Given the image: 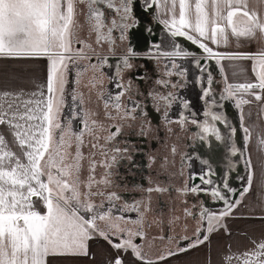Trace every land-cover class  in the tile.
<instances>
[{"label":"snow or ice","instance_id":"obj_1","mask_svg":"<svg viewBox=\"0 0 264 264\" xmlns=\"http://www.w3.org/2000/svg\"><path fill=\"white\" fill-rule=\"evenodd\" d=\"M232 38L264 41V0H0V59L47 61L45 79L30 89L0 82V264L88 257L95 239L111 250L105 264H166L210 244L214 233L231 237L226 221L254 179L245 106L255 102L264 114V47L231 51ZM224 61L251 62V77L241 67L233 77L243 79L230 81ZM191 85L199 88V112L184 95ZM189 126L197 129L190 139L225 146L224 168L195 157L204 167L174 190L183 198V217L196 227L191 235L187 224L184 235H168L162 216L151 223L147 216L151 194L172 186L151 175L144 176L147 187L128 178L153 168L150 145L161 129L180 140ZM257 143L264 150V134ZM169 151L172 159L165 156L161 168L179 155L183 178L194 157L176 143ZM241 159L247 175L235 177L243 182L237 188L232 180ZM136 192L140 198L125 195ZM180 220L169 217L168 231ZM153 224L161 234L149 240ZM242 237V246H223L219 264H264V232ZM157 239L167 243L153 255Z\"/></svg>","mask_w":264,"mask_h":264},{"label":"crops","instance_id":"obj_2","mask_svg":"<svg viewBox=\"0 0 264 264\" xmlns=\"http://www.w3.org/2000/svg\"><path fill=\"white\" fill-rule=\"evenodd\" d=\"M190 46H192L190 44ZM189 46V47H190ZM264 47V41L261 40H245L241 39L237 41L232 38L228 46L231 51L242 52H255L258 49ZM194 51H198L195 46L190 47ZM225 73L229 80H242V75L233 77V72L239 73L242 67L246 70V73L251 77V62L237 61L229 62L224 61ZM46 65L47 61L44 59L39 60H5L0 59V82L8 84L12 87H22L30 89L33 86V82L43 81L46 77ZM215 71V70H214ZM220 88V85H216ZM233 108V107H232ZM234 109V108H233ZM236 117L239 122L237 110ZM228 108V114L230 113ZM245 121L244 123L252 128V140L247 145L246 155L250 156L252 161V167L254 172L253 185L240 205L236 210V214L233 218L228 219L226 222L231 231V237L226 233H214L211 237V243L200 246L187 253L186 259L173 260L170 264H208L209 257L212 258L213 264H219V253L222 251L223 246L229 241L234 245H244L247 243L242 237V233L247 232L252 236H259L261 232H264V221L259 219H248L250 215L256 216L264 215V150H260L257 143L258 134H264V114H261L260 107L255 102L251 105L245 106ZM232 114V113H231ZM229 114L230 119L234 123V118ZM243 137V131L241 130ZM243 141V139H242ZM243 145V142H242ZM241 145V146H242ZM239 147V145L237 144ZM192 149V150H191ZM190 149L191 154L199 155L202 158L209 159L212 166L223 170L224 158L227 149L224 145L219 144L213 140L212 147L209 148L205 143L197 141V145ZM243 160V159H241ZM199 161V160H198ZM200 162V161H199ZM240 169L233 173L232 182H242L236 179V176H246L247 173L244 168V164L240 161ZM192 165V162H191ZM196 165V164H195ZM201 165V164H200ZM200 168L194 166V171H198ZM241 171H243L241 173ZM95 257L90 260V257H56L52 259V264H89V261L96 264H100L99 260L102 258L101 253L93 255ZM100 258V259H99Z\"/></svg>","mask_w":264,"mask_h":264},{"label":"rangeland","instance_id":"obj_3","mask_svg":"<svg viewBox=\"0 0 264 264\" xmlns=\"http://www.w3.org/2000/svg\"><path fill=\"white\" fill-rule=\"evenodd\" d=\"M80 23L83 26L81 35L86 36L87 35V26L84 21V17H80ZM157 35L164 40V43L166 44L168 42V38L166 34L162 32H158ZM156 37H153V39ZM187 43V42H185ZM190 44V43H189ZM190 48V47H189ZM149 67H153L151 64H149ZM71 79V77H70ZM71 87V85L69 86ZM110 87V86H109ZM217 87V86H216ZM184 95L186 98H188L191 101V106L193 107L194 110L197 112L201 111L202 105L199 100V88L195 85H191L187 90H185ZM155 115V114H154ZM177 127V126H173ZM178 130V128H177ZM197 131L193 126H189V133H180L181 139L177 140L175 136L168 137L166 133L164 132L163 129L160 130L159 135H160V141H153L152 144L150 145V151H152L156 156H157V161L153 165V168L150 170H145L143 175H137L136 177H129V181L134 182V183H141L145 187L148 186V182L146 179H144V176L151 175L153 180H156L160 182L162 185L172 186V190H170L167 193H156L153 192L151 194V208L152 210L148 213L147 216V221L151 223L154 218L162 216L164 221H165V227H164V233H167L168 235H184V226L187 224V234L191 235L193 230L196 227V221L192 220L191 218H185L183 217V208L185 205L182 203V197L178 195V193L175 192L174 188L179 187L182 183L183 179H186L190 171H194V166L200 168V162L198 159H195L196 154H191L190 149L193 146L197 145L196 139H190L189 137L191 136V133ZM173 143H176L178 145V150L180 152L188 153L192 157H194L191 162H192V167L191 169H185V176L182 178L179 175V170H180V156L177 155L175 157V165L174 166H168L167 168H161V163L163 162V158L165 156H169V159H172L170 156V147ZM192 150V149H191ZM211 162V161H210ZM242 165H243V160H241ZM196 164V165H195ZM212 164V163H211ZM240 167V164L238 165V168ZM215 168V167H214ZM245 168V167H244ZM240 169V168H239ZM99 171V170H98ZM243 171H241L242 173ZM175 173V175H173ZM83 175H87V171L83 172ZM234 175V174H233ZM234 186L237 188H241L243 186V182H232ZM250 193V192H249ZM248 193V194H249ZM126 196L128 195H134L137 198H140L141 193L136 192V193H125ZM189 204L193 201L192 197H188ZM134 215V214H133ZM172 216H180L181 220L178 222L175 232H169L167 228V220L169 217ZM148 233V238L151 240L152 237L158 236L161 234V231L159 228H157L154 224L151 228L146 229ZM153 247L150 249L151 254L155 255L167 241L161 242L158 239L155 241H152ZM183 243H187V241H184ZM193 250V249H192ZM110 248L107 245L105 241L102 239H95L93 241H90V260L92 259L93 255H96V253H101L102 258L99 260L100 264H105L107 256L110 252ZM191 251V250H190ZM188 253V252H187ZM187 253L182 254L178 257L172 258L166 262V264H170L173 260H181V259H186ZM130 259H134L130 257ZM89 264H96L95 262L93 263L89 261Z\"/></svg>","mask_w":264,"mask_h":264},{"label":"water","instance_id":"obj_4","mask_svg":"<svg viewBox=\"0 0 264 264\" xmlns=\"http://www.w3.org/2000/svg\"><path fill=\"white\" fill-rule=\"evenodd\" d=\"M155 39V38H154ZM190 47H192V46H190ZM229 109L231 110L230 111V113L229 114H231V116L234 118V124H236L237 126L239 125V122H238V120H237V118H235L236 117V112H235V110L232 108V107H229ZM236 139H237V144L239 145V147L242 145V134H241V130L238 128V132H237V137H236Z\"/></svg>","mask_w":264,"mask_h":264},{"label":"flooded vegetation","instance_id":"obj_5","mask_svg":"<svg viewBox=\"0 0 264 264\" xmlns=\"http://www.w3.org/2000/svg\"><path fill=\"white\" fill-rule=\"evenodd\" d=\"M186 45L189 47L190 46V44L189 43H186Z\"/></svg>","mask_w":264,"mask_h":264}]
</instances>
